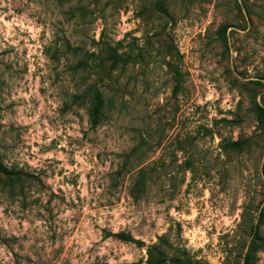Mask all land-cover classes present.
Masks as SVG:
<instances>
[{
  "label": "rangeland",
  "instance_id": "obj_1",
  "mask_svg": "<svg viewBox=\"0 0 264 264\" xmlns=\"http://www.w3.org/2000/svg\"><path fill=\"white\" fill-rule=\"evenodd\" d=\"M0 264H264V0H0Z\"/></svg>",
  "mask_w": 264,
  "mask_h": 264
},
{
  "label": "trees",
  "instance_id": "obj_2",
  "mask_svg": "<svg viewBox=\"0 0 264 264\" xmlns=\"http://www.w3.org/2000/svg\"><path fill=\"white\" fill-rule=\"evenodd\" d=\"M115 237L121 239V240H131V237L129 235H127L126 233L123 232H119L114 234Z\"/></svg>",
  "mask_w": 264,
  "mask_h": 264
}]
</instances>
